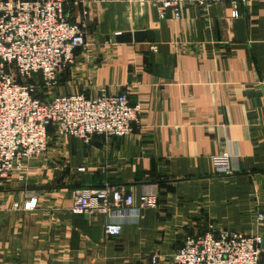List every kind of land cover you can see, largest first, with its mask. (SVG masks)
Listing matches in <instances>:
<instances>
[{
  "label": "crops",
  "instance_id": "crops-1",
  "mask_svg": "<svg viewBox=\"0 0 264 264\" xmlns=\"http://www.w3.org/2000/svg\"><path fill=\"white\" fill-rule=\"evenodd\" d=\"M63 12L85 22L86 44L53 93L128 91L139 122L87 143L50 127L46 150L0 177V264H171L183 237L210 225L264 237V0L241 3L236 17L228 2L186 3L178 18L149 0H65ZM142 29L155 41L116 39ZM222 151L226 174L211 161ZM104 184L133 196L137 219L71 211L75 188ZM144 194L157 207H140ZM107 222L120 233L105 237Z\"/></svg>",
  "mask_w": 264,
  "mask_h": 264
},
{
  "label": "built area",
  "instance_id": "built-area-1",
  "mask_svg": "<svg viewBox=\"0 0 264 264\" xmlns=\"http://www.w3.org/2000/svg\"><path fill=\"white\" fill-rule=\"evenodd\" d=\"M149 1L157 4L161 18L168 9L171 18H178L183 4L219 2H228L231 16L236 17L239 5L246 0ZM64 4L65 0H0V177L22 173L30 159L41 155L47 148L50 127L87 143L94 135H128L139 122V105L130 104L128 91L93 97L53 93L59 75L73 63L75 49L86 44L85 22L68 21ZM150 49L155 50V45ZM28 78L34 82H27ZM230 157L228 151L213 155L214 169L228 173ZM72 192L73 213L138 218L133 196L120 186L104 184ZM35 205L33 197L21 208L33 209ZM157 205L155 195L139 198L140 207ZM13 207L20 206L15 202ZM256 220L264 222V211L256 213ZM121 228L120 222H107L103 232L109 237L119 234ZM262 251L261 234L214 230L210 225L203 234L185 235L172 253L171 264H258Z\"/></svg>",
  "mask_w": 264,
  "mask_h": 264
},
{
  "label": "water",
  "instance_id": "water-1",
  "mask_svg": "<svg viewBox=\"0 0 264 264\" xmlns=\"http://www.w3.org/2000/svg\"><path fill=\"white\" fill-rule=\"evenodd\" d=\"M152 35H153L152 30L142 29L139 31H134L133 33L130 32L119 33L116 35V39L117 41L120 42L130 41L131 39H133L136 42L143 41L144 39H146L148 42H153L155 41V39ZM27 82L32 84L34 81L31 78H28ZM37 96L39 98H43V94L41 92H38ZM262 247H264V237H262Z\"/></svg>",
  "mask_w": 264,
  "mask_h": 264
}]
</instances>
